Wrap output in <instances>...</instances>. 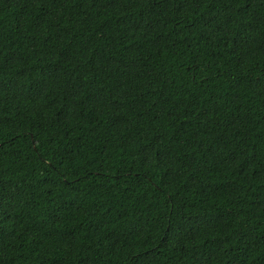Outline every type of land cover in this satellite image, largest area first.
<instances>
[{"label": "trees", "instance_id": "obj_1", "mask_svg": "<svg viewBox=\"0 0 264 264\" xmlns=\"http://www.w3.org/2000/svg\"><path fill=\"white\" fill-rule=\"evenodd\" d=\"M0 264H264V0H0Z\"/></svg>", "mask_w": 264, "mask_h": 264}]
</instances>
